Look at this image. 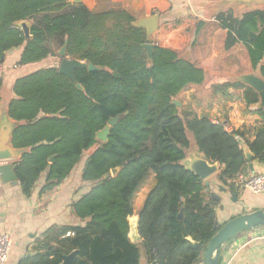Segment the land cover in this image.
Returning <instances> with one entry per match:
<instances>
[{
  "label": "trees",
  "instance_id": "1",
  "mask_svg": "<svg viewBox=\"0 0 264 264\" xmlns=\"http://www.w3.org/2000/svg\"><path fill=\"white\" fill-rule=\"evenodd\" d=\"M214 20L226 31L224 49L242 44L252 70L264 79V8L239 16L229 11ZM22 21L30 23L31 39L17 27ZM134 21L122 9L92 12L69 0H0V65L8 52L20 48L17 65L26 66L58 57L65 47V58L102 69L74 70L82 92L54 67L13 83L7 112L17 124L12 147L24 151L14 168L23 195L31 194L42 174L41 192L51 191L94 148L80 172L90 189L70 206L86 224L51 225L35 240L33 253L17 264H63L71 253V264H139V245L149 263L156 258V264H200L206 245L226 222L217 224L219 198L207 194L203 181L183 166L192 144L220 167L217 179L232 196L238 195L233 180L247 165L240 143L247 145L254 161L264 162V110H255L262 125L250 139L243 131L228 132L207 114L176 107L173 100L201 85L204 73L159 46L149 61L142 49L148 42L145 32ZM211 93L242 99L247 108L259 102L251 88L239 83L214 84ZM114 117L119 120L107 142L97 141L95 134ZM116 168L119 172L111 176ZM150 175L154 186L138 212L141 243L134 244L128 219L133 198ZM189 242L199 246L193 249Z\"/></svg>",
  "mask_w": 264,
  "mask_h": 264
},
{
  "label": "crops",
  "instance_id": "2",
  "mask_svg": "<svg viewBox=\"0 0 264 264\" xmlns=\"http://www.w3.org/2000/svg\"><path fill=\"white\" fill-rule=\"evenodd\" d=\"M215 1L81 0V3L92 12L122 9L134 17V22L156 16L157 26L150 36V42L174 51L179 58L192 62L204 73L203 83L181 92L176 101L181 107L191 108L198 116L207 114L214 123L221 122L226 125L225 129L228 132L243 131L247 138L252 139L255 129L262 125L261 118L255 113L256 109H260L258 103L247 108L242 99L231 101L221 96H213L211 93V86L214 84L231 82L244 85L239 82L241 76L259 75L257 71L252 70L242 44L230 50L224 49L226 31L220 28L214 18L208 17L209 10L204 6ZM199 23L202 25L197 29ZM21 51L20 48L8 52L1 64L2 119H5L8 104L14 98L11 91L14 81L38 69L47 68L42 66L46 59L39 63L18 66ZM261 65L264 66V56ZM184 94L188 100L182 103L178 98ZM235 94L241 95L242 91ZM8 121L13 122L10 118ZM193 151L194 154L189 153L183 161L184 167H190L197 160L199 153L195 148ZM85 159H81L83 160L80 161L81 164L79 162L69 176L49 192H41L45 183L44 174L36 181L29 196L22 194L18 182L11 185L0 181V233H7L11 240L5 264H17L22 257L31 255L35 240L51 225L82 227L86 224V220L77 218L70 207L90 189V183L80 179ZM216 166L217 172L203 183H210L205 190L207 194L219 198V204L215 209L217 224H223L241 214L264 210V192L252 194L247 190L238 189L237 200L233 202L232 195L226 188L225 192L220 191L221 184L217 179L220 167L217 164ZM245 167L253 174L264 175V162L253 161L251 165L247 163ZM153 186L154 179L150 175L133 198V215L128 219L129 224H132V220L133 224L137 222L138 212ZM140 243L141 241L136 244ZM142 253L140 252L139 264H152L147 261L144 250ZM219 264H264V227L242 233L223 246L219 254Z\"/></svg>",
  "mask_w": 264,
  "mask_h": 264
},
{
  "label": "water",
  "instance_id": "3",
  "mask_svg": "<svg viewBox=\"0 0 264 264\" xmlns=\"http://www.w3.org/2000/svg\"><path fill=\"white\" fill-rule=\"evenodd\" d=\"M69 1L75 4L81 3V0ZM204 6L209 10V18H215L216 16L229 11H231L235 16H239L247 11L264 8V0H216L213 3H208ZM157 20L158 18L156 16H152L140 22H133L135 27L143 28L145 30L148 42L142 45V49L146 52L147 59L149 61L151 60V55L155 47V45L150 42V36L157 26ZM17 27L21 29L26 39H31L29 22H19ZM57 56L60 59V62L57 66H54V68L57 69L59 74L65 76L80 92H82L83 89L79 83H76L74 70L84 69L88 72H99L102 70L92 64H86L78 60L65 58V47L60 49ZM113 77L118 78L119 76L116 72H114ZM239 82L248 86L257 94L259 99L257 104L258 108L264 109V79L260 75L250 74L241 76L239 78ZM172 103L176 107H180L179 102L176 100H173ZM8 118V112L5 115V119L0 118V181L16 185L17 180L14 174L15 163L21 158L24 151L17 150L12 147L11 137L17 124L14 121H8ZM118 120L119 117L110 118L105 127L95 134V139L101 143H106L111 128L116 125ZM240 148L243 152L245 161L251 165L254 161L253 154L250 152L245 143L241 142ZM197 157V160H195L190 167H185V169L191 171L200 181H205L217 172V166L216 164L210 165L206 157L202 154H198ZM49 162L52 163L53 158H50ZM118 172L119 168L113 169L110 171V175L114 176ZM107 178L108 175H104V179ZM204 185L209 187L210 183L205 182ZM219 190L225 192V189L221 187H219ZM236 200V196H232V201L235 202ZM179 218H181V214L179 215ZM259 227H264V210L252 211L230 219L220 228L219 231L215 233L206 245L201 264H219V254L223 246L232 241L238 235ZM129 239L134 244L141 241V237L138 233V220L135 224H129ZM189 246L195 249L199 246V244L189 242ZM74 255L75 253H71L70 255L65 256L63 264H71ZM156 263V258H154L152 264Z\"/></svg>",
  "mask_w": 264,
  "mask_h": 264
},
{
  "label": "built area",
  "instance_id": "4",
  "mask_svg": "<svg viewBox=\"0 0 264 264\" xmlns=\"http://www.w3.org/2000/svg\"><path fill=\"white\" fill-rule=\"evenodd\" d=\"M1 77L2 68L0 65V78ZM212 122L214 123L213 120ZM233 183L238 189L247 190L252 194H261L264 192V175L253 174L247 167L235 176ZM68 235H70V233ZM10 248L11 240L9 235L7 233H0V264H5L7 262Z\"/></svg>",
  "mask_w": 264,
  "mask_h": 264
},
{
  "label": "rangeland",
  "instance_id": "5",
  "mask_svg": "<svg viewBox=\"0 0 264 264\" xmlns=\"http://www.w3.org/2000/svg\"><path fill=\"white\" fill-rule=\"evenodd\" d=\"M56 55H57V54H56ZM59 62H60V60L58 59V57H48V58H46V60L44 61V63H43L42 66H45V67H48V66H50V65H55V66H57V65L59 64ZM178 99H179L182 103L187 102V100H188L186 94L181 95ZM193 148H195L194 143L192 144V148H191V150L188 152V154H189V153H190L191 155L194 154ZM93 149H94V148H92V149H90L89 151H87V152L83 155V158H82V159L86 158V156H87V155H88ZM82 161H83V160H81V162H82ZM81 162H80V164H81ZM131 222H132V224H133V220H132ZM139 249H140V252L142 253V252H143V248L140 246ZM142 255H143V253H142Z\"/></svg>",
  "mask_w": 264,
  "mask_h": 264
}]
</instances>
